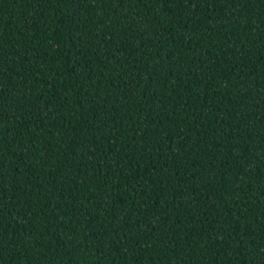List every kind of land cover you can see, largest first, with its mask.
Here are the masks:
<instances>
[{"label": "trees", "instance_id": "obj_1", "mask_svg": "<svg viewBox=\"0 0 264 264\" xmlns=\"http://www.w3.org/2000/svg\"><path fill=\"white\" fill-rule=\"evenodd\" d=\"M0 264H264V0H0Z\"/></svg>", "mask_w": 264, "mask_h": 264}]
</instances>
